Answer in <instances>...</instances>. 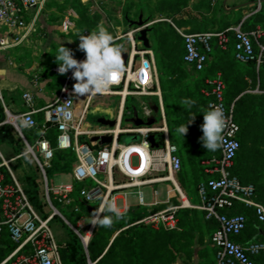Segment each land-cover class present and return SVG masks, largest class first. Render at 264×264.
<instances>
[{
    "label": "built area",
    "instance_id": "2783aa9c",
    "mask_svg": "<svg viewBox=\"0 0 264 264\" xmlns=\"http://www.w3.org/2000/svg\"><path fill=\"white\" fill-rule=\"evenodd\" d=\"M37 4L38 0H0V27H7L9 30L8 35L0 37V51L19 43V32L26 27V15ZM260 8L261 2L257 0L254 11L245 14L238 24L228 26L224 31L187 33L169 22L183 40L185 49L183 64L196 72L202 71L210 62L212 44L215 43L218 48L225 50L229 42L228 34H231L234 39L235 60L240 63L254 62L258 72L264 65L262 42L264 30L257 26L252 30H244L243 23ZM71 28V23L67 21L63 23L62 29ZM142 28H147V25L144 24ZM142 28L125 35L129 47L126 72L109 91L84 96V107L79 115L75 110L78 95L74 93L72 87L75 81L72 70L61 75L59 65L52 67L51 72L64 77V81L50 105L36 108L34 96L30 91L22 94V103L26 109L24 112L10 113L2 103L5 120L0 126H11L24 146L25 144L33 146L32 160L40 172L44 185V199L51 213L48 217L41 218L15 178L10 164L20 156L0 160V264H63L49 223L57 216L69 225L66 217L56 208V204L71 207L72 213L78 214L80 208L75 204L74 195L89 206L97 202L100 205L101 198L105 195L115 199L116 203L118 199L125 201L129 196H133L136 206L147 211V214L135 224H142L155 230H175L178 224L177 210L196 209L204 212L205 218L217 224V229L210 237V246L216 252V264H257L256 258L264 256V242L234 241V238L245 230L247 219L244 215L229 216L226 213L235 203L243 204L253 210L257 223L264 228V206L255 201V188L250 184H242L231 174L233 160L240 149L237 139L239 127L234 120V104H225V84L221 74L217 73L214 78L206 81L207 88L202 90V94L208 99L205 104L206 110L218 106L225 115L226 126L222 133L224 140L218 149V156H212L203 163L204 172L210 178L197 185L198 204L191 206L176 183L181 160L177 155V147L170 142L153 52L151 49L142 48V44L136 38ZM83 34L87 35L88 31ZM120 38L117 37V40ZM84 59L83 52L78 61ZM253 92L264 94V91L258 88ZM94 95L120 98L117 115L110 118L115 122L113 127L100 124L91 127L85 122ZM129 97H156L159 124L157 125L156 121L150 127L122 128L124 101ZM26 113H34L31 119L35 121V126L23 131L37 128L38 123L34 116L42 113L39 136L33 138L32 142H28L23 131L22 134H18L13 127V122ZM141 114L142 117H139L143 120L153 116L151 108L145 104H141ZM49 126L57 133L55 147L46 136ZM41 131L45 134L40 135ZM151 135L157 148L151 147L149 142ZM105 136L111 137L109 144L99 146L97 143L86 142L92 137ZM121 136L127 138L138 136L139 139L137 142L126 144L119 142ZM56 150L71 151L75 156V162L71 168L70 182L50 185L46 172L51 169ZM117 175L121 177L120 180H115ZM86 183L90 185L76 189L77 186ZM165 183L172 187L166 195L176 192L181 200L180 206L160 208L164 202L160 200L162 190L157 187ZM154 185L157 187L153 188ZM146 187L151 188L149 202L145 201L143 188ZM118 195L121 197L117 198ZM126 215L127 211H122V216L116 219L121 221ZM77 227L81 228V225L78 224ZM90 229L88 233L93 232L94 225ZM76 234L88 264H92L88 259L89 235L82 236L78 230ZM6 239L8 248L4 246ZM1 252H5V255L1 256Z\"/></svg>",
    "mask_w": 264,
    "mask_h": 264
},
{
    "label": "trees",
    "instance_id": "16d2710c",
    "mask_svg": "<svg viewBox=\"0 0 264 264\" xmlns=\"http://www.w3.org/2000/svg\"><path fill=\"white\" fill-rule=\"evenodd\" d=\"M249 1L250 3L255 2V0ZM189 2L190 0H170L169 4H167L168 8L165 7L163 10L169 9L167 14L172 19L173 15L180 9L186 8ZM260 2V10L244 21V30H252L256 26L264 30V0H260ZM117 5L119 6L120 4ZM136 7L141 10L143 5L137 4ZM175 8L176 10H174ZM129 9L130 6L126 4L121 10L123 21L126 24L131 22ZM222 9L221 7L222 14L219 18L213 16L204 27L191 29L189 33L206 32L207 26L214 27L215 22H217L215 31H224L228 26H231L229 21L225 20L226 13L224 12L226 10ZM231 9H233L232 13L235 15L233 24H238L243 18V8L232 7ZM112 12L117 13L115 10ZM173 21L178 27H182L183 23L181 21ZM148 30L147 36L155 60L156 78H158L170 142L177 147V155L181 160V169L177 174V180L187 199L192 205L198 204L196 187L199 183L210 178L204 172L203 163L212 156H218L219 154L218 150L214 152L208 151L203 146L201 125L203 124V113L206 111L205 104L208 101L202 94V90L207 88V80L214 78L217 73H220L225 84V104H234V120L239 127L237 139L240 143V149L233 160L231 174L237 177L242 184L252 185L255 188V201L264 206V94L249 92L255 88L264 91V65L256 72L254 62L240 63L236 61L233 48L234 39L231 34H228L229 42L226 49L222 50L213 43L210 62L207 66L200 72L191 69L192 72L189 74L187 67L183 64L185 53L183 40L172 25L159 21L149 27ZM79 33L80 31L77 35ZM262 42L264 43V38ZM68 49L75 55L74 48ZM56 55L57 53L52 54L54 58ZM54 64H58L56 58ZM50 76L56 80V86L60 88L64 78L55 75ZM183 99H191L196 103L191 109H188L186 105L181 103ZM156 102H154V106L157 105ZM126 108L130 109L132 114L133 107L130 108L126 103ZM191 115L195 116L189 117ZM34 117L38 127L23 131L24 136L30 142L33 141V138L35 139L39 136L43 119L42 113H38ZM4 120L5 113L0 102V124ZM183 124H186L188 131L184 136H181L175 131V128ZM14 136V130L11 126H0V143L14 146L17 143ZM46 136L51 145L55 147L56 130L49 126ZM247 141L251 143L250 148L246 145ZM249 161L251 164L248 165L247 162ZM74 162L75 156L71 151L56 150L49 171L53 173L69 171ZM35 172L36 174L38 173L37 168ZM26 179L28 186L25 194L31 205L38 210L47 207L41 193L40 184L30 181V178ZM89 185L90 183H86L85 185L77 186L76 189L79 190ZM74 200L75 204L80 208V212L76 216L80 217L83 215L87 220H89V217L99 205V202H97L89 206L76 195H74ZM171 204L172 201L167 205ZM165 206L166 204L164 206L161 205L160 208ZM226 213L229 216L244 215L247 219L245 230L240 236L234 238L235 242L240 243L249 240L264 242V235H257L253 238V235L257 232L256 226L259 224L251 208L235 203ZM146 214L147 211L145 209L135 207L121 221L113 217L114 222L111 227L95 226L87 248L90 262L94 264H116L117 262L122 264H166L165 257H163L161 252H158L159 247L147 252V247L153 245L155 239H163V247L165 249L171 248L174 243H177L179 247L184 246L190 249L195 243L202 244L203 239L206 237L209 242V245H207L209 250L201 248L198 251L200 254L199 258L203 259L202 264H216V252L210 246V237L217 229V224L215 221L205 218L206 214L204 212L190 208L177 210V228L171 231L155 230L142 224H135ZM261 229L264 230L263 227ZM115 233L116 235L112 238ZM81 248L79 239L70 233L68 242L60 250L63 264H86V256ZM111 261H115V263ZM256 263L264 264V256L257 257Z\"/></svg>",
    "mask_w": 264,
    "mask_h": 264
},
{
    "label": "rangeland",
    "instance_id": "374dc122",
    "mask_svg": "<svg viewBox=\"0 0 264 264\" xmlns=\"http://www.w3.org/2000/svg\"><path fill=\"white\" fill-rule=\"evenodd\" d=\"M169 1L170 0H38V4L33 10V14L39 11L36 21L30 24L29 19H27L26 27L19 32V43L11 48L0 51V59L1 57L3 59L2 63L0 60V74L3 69H7L10 75L15 76L16 80L20 84L32 85V89L30 90L34 94V98L36 99V103L39 107L50 105L53 102L58 90L56 80L50 76L53 75L51 72L52 67L58 65L54 64L55 58L52 54L57 53L60 46L74 48V58L78 60L83 53V51L79 49V35L87 31L90 33L96 28L97 24L103 23L114 37L126 38H120L117 42L124 45V52H129L128 40L125 35L132 30L137 29V27L132 26L129 23L126 24L123 21L121 10L126 4L130 6L129 18L131 21L136 22L141 16L142 21H144V24L147 25V28H149L154 23L159 21H164L166 23L171 21L175 24V26H177L173 21L177 20L183 23L182 27L177 26V28L189 33V30L191 29L204 27V25L210 21L213 16L219 18L222 14L221 7L226 10V12H224L226 13L225 20L229 21V25H234L233 19L235 18V15L232 13V7H236L237 9L243 8L242 16H244L245 14L254 11L257 3V0H255L254 3H250L249 0H190V2L192 1V5L189 2L186 8L177 11V14L175 13L171 19L167 14L169 9L163 10L167 7ZM117 4L120 5L118 6ZM137 4L143 5V8H141V10L138 9V7H136ZM113 10L117 11V13L112 12ZM174 10H176V8ZM66 21L72 24L71 30L62 29L63 23ZM216 28L217 22H215L214 27L207 26L206 32H213ZM8 31L7 27H0V37L8 35ZM79 31L80 33L77 35ZM137 61L138 59L136 62ZM187 71L189 74L191 73L189 69H187ZM23 89H18L15 97L19 98ZM255 90L256 88L249 92L254 93L253 91ZM127 100L128 106L130 108L135 107L140 117H142L141 104L148 106L149 103L155 101L154 98L149 97H129ZM84 101V96H77L75 102L77 115H79L83 110ZM119 101L120 100L118 98L110 96L102 97L94 95L88 107L85 122L91 127L96 126L97 118H106L109 116L105 110L112 111L113 118H115ZM8 111L13 113L11 110ZM124 115L125 117L123 118L121 127L127 128L132 126L130 123L125 122V119L131 117V110L126 108L125 104ZM153 115L155 116L157 121L156 124L158 125L159 116L154 113ZM14 135L17 140V143L14 146L0 143V151L3 153L5 159L20 156V153L24 149V145L18 135L15 132ZM125 140H127V136H121L119 142L124 143ZM246 145L248 148L251 147V143L249 141H247ZM247 164H251L250 161L247 162ZM10 168L24 192L28 186L26 178H30V181H35V183L40 184V188L42 190L41 193L44 197V185L42 178L39 170L36 174L35 169L37 167L34 165L33 160L31 163H27L22 157H20L10 164ZM46 174L50 185H57L71 180V170L63 173H53L47 170ZM168 186L169 188H172L168 183L159 185L157 188L164 191V189L168 188ZM150 190V187L143 188L146 195V202L151 200ZM170 198L172 206L181 205V200L176 195V192H172L170 194ZM161 201L164 202L165 198H161ZM118 206L120 205L118 204ZM56 208L64 217H66V220L69 223V225L66 224L57 216L49 223V228L54 236L59 250L64 248V245L68 242L70 233L74 234L79 239L76 234L77 230L82 236L88 234L90 240L93 236V232L88 233L91 227L89 220H87L83 215L77 217V214H72L71 207L56 204ZM36 211L43 219L46 218V216L48 217L51 213L48 205L42 210L36 209ZM78 224L81 225V228L77 227ZM115 235L116 233L112 236V238ZM7 245L8 243L6 239L4 246L8 248L9 246ZM207 245H209V242L208 238L205 237L202 244L195 243L190 249L184 246L179 247L177 243H174L171 248L165 249L163 247L164 240L157 238L153 241V245H149L147 247V252H150V250L155 247H159L158 252H161L163 257H165L166 264H202L203 259L199 258L200 254L198 251L201 248L209 250ZM3 255H5V252H1V256ZM88 263L89 262L86 258V264ZM113 263H115V261ZM116 264L122 263L117 262Z\"/></svg>",
    "mask_w": 264,
    "mask_h": 264
},
{
    "label": "clouds",
    "instance_id": "9594fccd",
    "mask_svg": "<svg viewBox=\"0 0 264 264\" xmlns=\"http://www.w3.org/2000/svg\"><path fill=\"white\" fill-rule=\"evenodd\" d=\"M78 38L79 49L85 53V59L78 61L74 58L71 50L60 46L55 56L59 65V73L63 75L68 70H72V76L76 81L72 87L77 95L88 96L109 91L127 70L123 59L124 45L117 42V38L108 31L103 23L97 24L96 28L87 35L80 34ZM121 39L126 38L121 37ZM181 103L191 109L196 102L191 99H183ZM33 114L26 113L13 122V127L18 134H22L23 129H31L35 126V121L31 119ZM225 126L226 118L220 107H210L204 111L201 140L208 151L214 152L222 146L224 140L222 133ZM175 131L184 136L188 129L186 124H183L176 127ZM44 134L43 131L40 132V135ZM33 152V146L25 144L20 157L27 163H31ZM3 159V153H0V160ZM121 216V208L115 199L105 195L101 198L99 207L89 217V223L99 227H111L114 222L113 217L120 218Z\"/></svg>",
    "mask_w": 264,
    "mask_h": 264
},
{
    "label": "crops",
    "instance_id": "0c3cea01",
    "mask_svg": "<svg viewBox=\"0 0 264 264\" xmlns=\"http://www.w3.org/2000/svg\"><path fill=\"white\" fill-rule=\"evenodd\" d=\"M192 2V1H191ZM190 2V4L192 5V3ZM33 10H34V8L33 9H31V11H29V13L26 15V21H27V19H29V22H30V24L31 23H33V22H35L36 21V19H37V17H38V13H39V11H37L35 14H33ZM169 22H171V21H168V23ZM172 23V22H171ZM173 24V23H172ZM174 25V24H173ZM1 63L3 62V59H2V57H1ZM187 67V66H186ZM187 69H189L191 72H192V70H191V68H189V67H187ZM4 70V71H3ZM1 72V74H0V95H1V98H2V102H1V105H2V103H3V105H4V107H5V109H7V110H11L12 112H13V114H16V113H21V112H24L26 109H25V107L23 106V103H22V94L24 93V92H26V91H30L31 92V90L30 89H32V85H26V84H20L17 80H16V78H15V76H12V75H10V73H9V71H7V69L5 70V69H3ZM54 75V74H53ZM55 76H58V75H55ZM62 77V76H61ZM64 78V77H63ZM61 86V85H60ZM24 88V89H23ZM18 89H23L21 92V95H20V97L19 98H17V97H15V94L17 93V91H18ZM58 90H59V88H58ZM57 90V91H58ZM32 93V92H31ZM33 94V93H32ZM160 95H161V92H160ZM33 96H34V94H33ZM113 98H118L119 100H120V98L119 97H113ZM149 98H154L155 99V101H153V102H151V103H149V107L150 108H152L153 106H154V102H156L157 101V98L156 97H149ZM35 99V98H34ZM128 99V98H127ZM127 99L124 101V104L126 105V103H127ZM157 103V102H156ZM3 105H2V107H3ZM119 105H120V101H119ZM118 105V106H119ZM117 106V111L119 110V107ZM35 107L36 108H42V107H44V106H38L37 105V103H36V99H35ZM3 110H4V108H3ZM117 111H116V114H115V117H116V115H117ZM105 112L107 113V114H109V116L108 117H100V118H104V119H106V120H111L112 118H113V112L112 111H110V110H105ZM5 113V112H4ZM131 116H132V114H131ZM124 117H125V115H124ZM111 118V119H110ZM130 118V117H129ZM99 118H97V120H98ZM97 122V121H96ZM97 124H99L98 122H97ZM101 125V124H100ZM86 142H88V143H91L90 142V139L89 140H87ZM98 145V144H97ZM73 166V165H72ZM72 168V167H71ZM71 170V169H70ZM121 179V177L119 176V175H117V176H115V180H120ZM71 181V180H70ZM70 181H68V182H70ZM65 183H67V182H65ZM176 183L178 184V186H179V188L181 189V191L185 194V192H184V190L182 189V187L180 186V184H179V182H178V180H177V176H176ZM166 184V183H165ZM169 184V183H168ZM163 185V184H162ZM170 185V184H169ZM153 188H156L157 186L156 185H154V186H152ZM169 189H171V188H169V186H168V188H166V189H164V191H162V195H161V197H160V200H161V198L162 199H164L165 198V201H164V204H162V205H165L166 204V206L165 207H163V208H167V207H170V206H172V205H167L169 202H170V195H166V192L169 190ZM119 197H121L120 195H118V197L117 198H119ZM186 199H187V197H186ZM169 200V201H168ZM188 200V199H187ZM168 201V202H167ZM163 202V201H162ZM167 202V203H166ZM188 202H189V200H188ZM120 205L119 207L121 208V211H127V213H128V215H129V213L135 208V207H137L136 206V201H135V198L133 197V196H129L125 201L124 200H122V199H118L117 200V205ZM189 204L191 205V206H196V205H192L190 202H189ZM128 215H126V216H128ZM256 234H254L253 235V238H255L257 235H264V230L263 229H261V227L259 226V225H257L256 226ZM249 233H251V232H249ZM240 243H244V242H240Z\"/></svg>",
    "mask_w": 264,
    "mask_h": 264
},
{
    "label": "water",
    "instance_id": "95a60500",
    "mask_svg": "<svg viewBox=\"0 0 264 264\" xmlns=\"http://www.w3.org/2000/svg\"><path fill=\"white\" fill-rule=\"evenodd\" d=\"M130 24L132 26H136L137 28H142L144 26V21H142L141 16H140L138 21H136V22L131 21ZM148 31H149L148 28H142L139 31V34L137 36V40L142 44L143 48H145L146 50L151 49V44H150L148 36H147ZM123 59H124V62L126 64V62L128 60V54L126 52H124V54H123ZM151 110L154 114H157V112H158L157 106H153L151 108ZM97 122L101 125L108 126V127H113L115 124V122L113 120H106L104 118H99L97 120ZM125 122L130 123L132 126L138 127V128L143 127V126L150 127L156 123V118L153 115L150 118L143 120L139 117L136 108L133 107L132 116L130 118L125 119ZM138 139H139L138 136L128 137L127 140H125V143L129 144L130 142H137ZM90 142L91 143H97L99 146H103V145L109 144L111 142V137L110 136L92 137V138H90ZM149 142H150L152 148H157V145L154 143V138L152 135L149 137Z\"/></svg>",
    "mask_w": 264,
    "mask_h": 264
},
{
    "label": "bare ground",
    "instance_id": "6f19581e",
    "mask_svg": "<svg viewBox=\"0 0 264 264\" xmlns=\"http://www.w3.org/2000/svg\"><path fill=\"white\" fill-rule=\"evenodd\" d=\"M168 179H170V180H171L172 178H168ZM185 204H187V203L185 202ZM91 227H92V225H91ZM90 230H91V229H90Z\"/></svg>",
    "mask_w": 264,
    "mask_h": 264
}]
</instances>
